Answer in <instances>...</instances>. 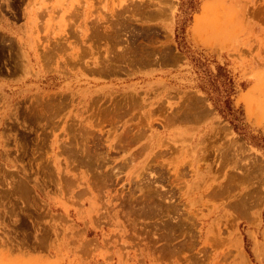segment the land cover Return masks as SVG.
Wrapping results in <instances>:
<instances>
[{"label": "rangeland", "instance_id": "1", "mask_svg": "<svg viewBox=\"0 0 264 264\" xmlns=\"http://www.w3.org/2000/svg\"><path fill=\"white\" fill-rule=\"evenodd\" d=\"M0 264H264V0H0Z\"/></svg>", "mask_w": 264, "mask_h": 264}, {"label": "trees", "instance_id": "2", "mask_svg": "<svg viewBox=\"0 0 264 264\" xmlns=\"http://www.w3.org/2000/svg\"><path fill=\"white\" fill-rule=\"evenodd\" d=\"M195 63H197L198 60H193ZM198 64V63H197ZM199 66H201V63L199 62ZM216 73L211 74V77L208 79V83L211 86V93H222L225 97L221 101V107L220 105L215 101V99H212L213 106L222 114L227 115L231 114L234 117H237L238 115H241V111L239 109L233 108L231 104V100L229 99V95L232 93V84L230 79L225 75V73L222 74L223 79L220 80V83H215L219 73L223 68L220 65H216ZM204 70V69H202ZM215 79V80H214ZM219 82V81H218ZM238 112V113H237ZM237 113V114H236Z\"/></svg>", "mask_w": 264, "mask_h": 264}]
</instances>
